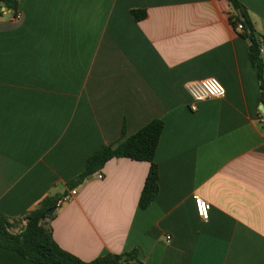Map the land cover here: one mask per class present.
Here are the masks:
<instances>
[{
    "label": "crops",
    "instance_id": "1",
    "mask_svg": "<svg viewBox=\"0 0 264 264\" xmlns=\"http://www.w3.org/2000/svg\"><path fill=\"white\" fill-rule=\"evenodd\" d=\"M228 1L18 0L20 19L3 7L0 213L69 193L90 156L161 120L155 201L139 207L149 163L111 159L58 203L56 242L88 263L137 250L129 264H264V92ZM238 2L264 39V0ZM205 78L227 92L192 112L186 84ZM0 264L35 263L0 248Z\"/></svg>",
    "mask_w": 264,
    "mask_h": 264
},
{
    "label": "trees",
    "instance_id": "2",
    "mask_svg": "<svg viewBox=\"0 0 264 264\" xmlns=\"http://www.w3.org/2000/svg\"><path fill=\"white\" fill-rule=\"evenodd\" d=\"M232 9L230 21L237 30V25L242 24L244 31L241 35L252 42L250 57L253 65L258 69V75L264 92V57L261 54V37L255 32L253 23L249 20L244 6L238 0H229ZM5 7L7 10L17 11L18 0H0V12ZM136 20H144L146 13L141 10L132 11ZM264 103V93H262ZM164 123L154 120L138 133L124 138L117 146L106 145L98 150L86 161L84 172L74 180L67 183L69 191L80 186L86 178L100 172L111 159H130L137 162L150 164V171L145 180L139 207L145 210L155 201L159 194V168L154 161L161 136L164 132ZM68 194L56 198L43 200L39 207L20 218H9L0 213V248L18 253L23 259L35 264H129L139 261V253L132 250L121 255L107 254L93 262H86L67 253L56 242L47 213L58 207V203ZM27 221L25 226L22 222Z\"/></svg>",
    "mask_w": 264,
    "mask_h": 264
},
{
    "label": "built area",
    "instance_id": "3",
    "mask_svg": "<svg viewBox=\"0 0 264 264\" xmlns=\"http://www.w3.org/2000/svg\"><path fill=\"white\" fill-rule=\"evenodd\" d=\"M22 16L17 11L15 12V19H20ZM237 31L242 33L244 31V26L242 24L237 25ZM262 48L260 49L261 54L264 57V39H261ZM186 92L188 93L191 104L190 109L192 112L198 111V103L203 100H213L223 98L225 96L226 88L217 78H205L201 80L191 81L186 84ZM259 122L264 125V115L260 116ZM98 180L104 178V175L101 172H97L93 175ZM78 194L77 189L70 191L66 194L62 200L59 201V204L64 202L71 201ZM196 202V210L198 215L204 220L209 219V213L211 210V204L205 201L199 196L194 197ZM27 222V221H26ZM25 222V223H26ZM168 242L171 240V237H167Z\"/></svg>",
    "mask_w": 264,
    "mask_h": 264
},
{
    "label": "water",
    "instance_id": "4",
    "mask_svg": "<svg viewBox=\"0 0 264 264\" xmlns=\"http://www.w3.org/2000/svg\"><path fill=\"white\" fill-rule=\"evenodd\" d=\"M261 111L264 113V106H262ZM56 209H57V208H53V209H51V210L47 213V216H48V217H53V215H54Z\"/></svg>",
    "mask_w": 264,
    "mask_h": 264
}]
</instances>
